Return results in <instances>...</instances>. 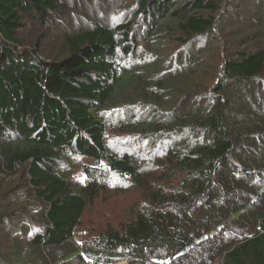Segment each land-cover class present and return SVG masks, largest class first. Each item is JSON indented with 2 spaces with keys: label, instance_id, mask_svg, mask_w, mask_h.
<instances>
[{
  "label": "trees",
  "instance_id": "16d2710c",
  "mask_svg": "<svg viewBox=\"0 0 264 264\" xmlns=\"http://www.w3.org/2000/svg\"><path fill=\"white\" fill-rule=\"evenodd\" d=\"M60 1L0 0V233L8 205L42 223L6 237L0 264H264V0H131L126 20L66 32L67 55L44 58L23 31ZM162 142L149 173L142 150ZM94 162L147 201L95 250L76 238L104 190Z\"/></svg>",
  "mask_w": 264,
  "mask_h": 264
},
{
  "label": "rangeland",
  "instance_id": "374dc122",
  "mask_svg": "<svg viewBox=\"0 0 264 264\" xmlns=\"http://www.w3.org/2000/svg\"><path fill=\"white\" fill-rule=\"evenodd\" d=\"M60 2L66 3L69 5L70 10L64 11V13L59 14V16L54 17L52 15L51 19L47 21L46 25L43 24H33L27 23V27L24 29V37L26 42H36L40 41L42 50L41 56L44 58H61L68 53L67 45L63 40L64 34L70 33L77 30H84L90 28L93 23L103 22L108 25L117 24L126 20L131 13V0H61ZM127 8L121 9L122 3H125ZM244 14H247L246 12ZM251 17L255 16V13H250ZM56 18V21L54 19ZM248 19H245L247 21ZM39 22V21H37ZM216 40L212 41L211 44L207 46L208 50H205L204 59H207V62L204 63L205 66L203 69L199 70L200 74L204 77L202 81L206 82L209 80L213 72L216 70L219 64H221V59H219V50L217 48ZM216 44V45H214ZM204 45V44H203ZM202 46V45H200ZM198 48H202L199 47ZM202 58V59H203ZM211 75V77H210ZM111 133V132H110ZM112 134H110L111 136ZM114 137L110 138V143L113 149H118L122 151V145L126 142H122L121 135L117 132L113 135ZM113 145H115L113 147ZM128 147V146H127ZM163 142L160 144H149L146 145L145 149L142 150V158L148 164L147 170L149 173L156 172L154 167V157L159 154H164ZM142 148V147H141ZM134 146L130 142V145L127 150L133 151ZM139 154L140 152H136ZM91 159L76 158L74 168H77L83 164L85 161H90ZM97 162L92 163L95 170H100L102 167ZM98 171L100 174L99 183L104 188L98 196L95 197L94 201L87 207L86 212L82 218L81 224L78 226L76 231V238L80 242L81 248L88 245H92L95 240V237L98 236L102 231L107 230L111 227H118L122 222L129 219L132 215L137 214L139 211L144 209L145 205V196L140 188L126 184L121 179L117 178L114 174L104 168ZM6 179L5 184L8 180V183L15 184L16 178L12 177H3ZM7 194L4 190L0 189V196ZM3 200H8L4 198ZM147 202V201H146ZM10 204L5 202V205ZM19 204V203H18ZM258 207L260 205H257ZM10 210L11 220L7 223L6 229L4 232L0 233V237L4 238L3 241H0V256L5 257L6 252H10L13 247L8 245L6 237L8 239L18 236L19 239H23L26 242L30 234L37 232L42 223L39 221V216L31 213L30 209L22 208L15 205H8ZM25 214V218L19 219V211ZM26 231V232H23ZM97 244H93L92 249H96ZM61 249L53 248L49 250L50 255L53 257H58ZM85 252V250H84ZM5 253V254H3ZM62 255V254H61ZM88 260L91 258L86 255ZM0 258V262H1ZM72 264V263H71ZM73 264H76L74 262ZM111 264H124V260H116Z\"/></svg>",
  "mask_w": 264,
  "mask_h": 264
}]
</instances>
